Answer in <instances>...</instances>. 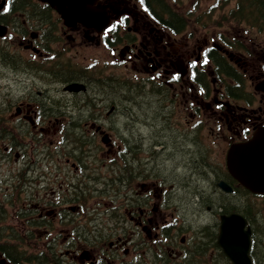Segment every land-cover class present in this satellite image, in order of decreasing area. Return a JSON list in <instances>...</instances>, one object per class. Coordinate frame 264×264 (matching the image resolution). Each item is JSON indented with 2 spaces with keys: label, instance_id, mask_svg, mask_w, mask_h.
I'll return each instance as SVG.
<instances>
[{
  "label": "flooded vegetation",
  "instance_id": "obj_1",
  "mask_svg": "<svg viewBox=\"0 0 264 264\" xmlns=\"http://www.w3.org/2000/svg\"><path fill=\"white\" fill-rule=\"evenodd\" d=\"M99 4L110 24L96 32L39 0H0V219L50 264H231L217 238L179 223L198 205L259 221L264 258L262 213L226 163L264 127V58L229 32L174 28L142 0Z\"/></svg>",
  "mask_w": 264,
  "mask_h": 264
},
{
  "label": "water",
  "instance_id": "obj_2",
  "mask_svg": "<svg viewBox=\"0 0 264 264\" xmlns=\"http://www.w3.org/2000/svg\"><path fill=\"white\" fill-rule=\"evenodd\" d=\"M54 6L67 22L88 26L99 18L96 0H43ZM231 174L254 193L264 194V128L247 142L232 146L227 157ZM229 190L228 188H226ZM251 228L238 213L221 216L218 244L233 264H253Z\"/></svg>",
  "mask_w": 264,
  "mask_h": 264
},
{
  "label": "rangeland",
  "instance_id": "obj_3",
  "mask_svg": "<svg viewBox=\"0 0 264 264\" xmlns=\"http://www.w3.org/2000/svg\"><path fill=\"white\" fill-rule=\"evenodd\" d=\"M165 1L168 3L171 10L176 11V14L179 17L181 18L184 17L185 21H187V19H190L188 21L189 27H190L188 31H193V29L196 27V29L200 28V34H204L206 32H212L214 31V29H217V31H226L227 29H229L232 32H237V31L244 32V35L247 34V36L253 35L254 37H256V41L260 43V46H256L255 48H252V51L256 53L254 56H256L260 61L263 60L264 58V32H260L257 27L252 26L250 24L237 23L234 17L228 14V11H230L234 7V2L230 3L228 6H222V3H221L219 7L212 10V11H215V14L213 16H205L204 15L205 11L209 10V7L211 5H214L216 3V0H165ZM217 22H221V24H218ZM241 40H243V38H241L240 41ZM246 43L249 44L248 41H246ZM248 83L250 84V82ZM118 101H121V97L118 98ZM150 109L152 112L154 111L153 113H151V118L154 115H157V113L160 111V105L158 106V101L153 96L151 97ZM113 118H116V120L119 121L118 117L113 116ZM6 174H7L6 168L0 167V182L3 178L6 177ZM248 201L255 203L257 208L260 209V212L262 213L263 221H264V199H261V198L252 199L249 197ZM94 202L95 200L90 199L89 202L87 203V208H89L88 212L94 211L93 209ZM196 207L197 206H195V208ZM3 209L6 210L8 209V207L3 205ZM192 210L191 209L184 210L183 212L184 221L179 220V223L180 222H185V223L191 222L193 224H198V223L203 224V223L213 222L212 221L213 218L209 216V211H207L205 207L201 208L200 210H197L196 213H194L193 212L194 210L193 211ZM171 213H172V210L167 211L166 213L167 221H172L174 219L171 217ZM197 213H200L201 216L199 217ZM80 219L82 223H86V217H80ZM193 228L195 229L194 226ZM193 234L194 233L192 231H188L189 237H192ZM21 248L28 249L29 253H34L35 251V249H33V246L31 247L22 246ZM41 249H44V248H41ZM41 249H39V251H41ZM62 250L64 251V249ZM210 254L212 253H209L208 256ZM0 264H11V263L6 257L0 254Z\"/></svg>",
  "mask_w": 264,
  "mask_h": 264
},
{
  "label": "trees",
  "instance_id": "obj_4",
  "mask_svg": "<svg viewBox=\"0 0 264 264\" xmlns=\"http://www.w3.org/2000/svg\"><path fill=\"white\" fill-rule=\"evenodd\" d=\"M155 1V0H154ZM235 2L234 9L231 10L230 15L234 17H238L237 21L238 22H244L248 24L255 25L258 27L260 31L264 32V0H224L223 5L228 4L229 2ZM158 4L162 8H167L170 10V7L168 3L165 0H156ZM222 5V6H223ZM172 17L176 16L171 11H167ZM4 251V254L10 258L11 261L15 263L21 264L22 255L23 253L20 254L19 256H16V252H18L15 249L9 248L8 246H5L2 248ZM264 254V251H263ZM35 259L38 261V264H50V256L42 253L39 256H33L29 257L27 260L28 262H32V260ZM260 259L262 263L264 264V258L260 256Z\"/></svg>",
  "mask_w": 264,
  "mask_h": 264
}]
</instances>
